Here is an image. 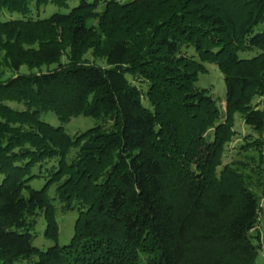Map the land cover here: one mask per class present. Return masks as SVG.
Here are the masks:
<instances>
[{"label":"trees","instance_id":"obj_1","mask_svg":"<svg viewBox=\"0 0 264 264\" xmlns=\"http://www.w3.org/2000/svg\"><path fill=\"white\" fill-rule=\"evenodd\" d=\"M73 1L0 20V264H254L264 0H0V14ZM206 63L224 75V110L197 85ZM237 113L251 132L243 159L224 163ZM76 116L100 123L71 135ZM58 209L79 212L65 245ZM41 217L46 249L34 244Z\"/></svg>","mask_w":264,"mask_h":264},{"label":"rangeland","instance_id":"obj_2","mask_svg":"<svg viewBox=\"0 0 264 264\" xmlns=\"http://www.w3.org/2000/svg\"><path fill=\"white\" fill-rule=\"evenodd\" d=\"M78 1L70 2L69 8H58L52 3H48L46 6H42L40 8H36L34 4L32 5L31 12L27 14H22L19 12H10L8 10H4L0 14V20H11V19H22V18H45L49 17L52 13L56 11L61 12H68L70 8H72L74 5H76ZM99 9H102V6L99 7ZM98 18L91 21L92 24L98 23ZM257 31L264 30V22L259 24L256 28ZM254 55L253 52H244L241 53L242 57H252ZM88 58L90 60L96 61V63L105 65L104 61L102 59H95L91 53L88 54ZM68 61L67 59V53H65L62 57V63H66ZM57 65L53 64L50 66H42V67H34L29 68L26 65H23L20 69V73H29V72H40V71H47L50 69L55 68ZM206 70L199 75V80L197 82V85L202 88H208L210 91L215 95V97L218 99L219 104L221 105L222 109H225V103H226V85H225V79L224 75L220 71L219 67L214 63H206L205 64ZM4 70V76L9 77L14 75V71L9 69L7 66H3ZM254 105H258L261 108H264V99L261 97H258L254 99L253 101ZM235 129L237 131L236 135L232 139V141L226 146V154L224 157V163H229L235 160L243 159V155L238 154L240 150V146L244 143V138L247 136L251 131L249 128L245 125L243 118L240 113H237L235 116ZM41 118L55 126H59L60 120L58 119L57 115L52 111L43 112L41 114ZM100 123L99 120L90 117V116H76L73 117L69 122L63 124L64 129L66 132H68L71 135L74 134H82L89 128L97 125ZM32 187L34 188H42L44 185V180L42 178L35 179L31 182ZM260 197V203H261V209H260V217H259V223L256 229V232L261 235V245L262 248L259 251V254L254 262V264H264V189H258L256 190ZM51 195H53L51 193ZM79 212L78 210H69L67 212H62L60 209H58L56 213L57 222L59 225V238H58V244L59 245H65L70 242L74 235V228L76 219L78 218ZM46 228V222L43 217L39 219V222L37 224L36 228V238L34 240V244L41 248L46 249L49 246L55 245L56 242L53 240L46 239L44 237V230ZM144 256L141 255V262L143 263Z\"/></svg>","mask_w":264,"mask_h":264}]
</instances>
